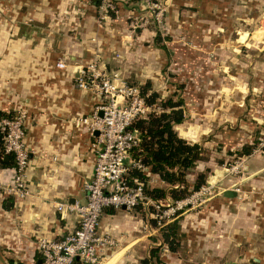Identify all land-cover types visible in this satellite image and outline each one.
Returning a JSON list of instances; mask_svg holds the SVG:
<instances>
[{
    "label": "crops",
    "instance_id": "1",
    "mask_svg": "<svg viewBox=\"0 0 264 264\" xmlns=\"http://www.w3.org/2000/svg\"><path fill=\"white\" fill-rule=\"evenodd\" d=\"M116 2L118 13L100 20L97 7L84 0H0V112L26 111L25 145L29 151L28 197L15 200L0 195V264H40L37 240L63 238L78 224L77 213L61 217L54 208L59 201L85 202L84 184L92 177L95 163L93 136L78 120L90 116L101 98L76 87L78 66L98 59L103 65L127 63L124 70L132 71L130 68L144 63L146 56L155 64L151 57H155L156 48H145V53L141 47L129 51L134 42L125 39L130 36L124 35V22L134 8L128 0ZM161 59H156L157 63ZM58 62L65 68L57 67ZM177 133L202 146L203 158L187 174V181H194L207 169V178H212L206 181L213 184L217 196L202 210L182 217L178 222L183 231L180 237L194 241L201 258L222 256L228 250L224 264L262 263L264 152L244 155L242 175L225 174L220 160L205 157L206 148L221 141H202L204 136L196 132ZM9 168L0 167V180H9ZM146 176L151 186L168 188L150 169ZM225 183L227 186L219 187ZM102 216V231L112 226L117 236L122 234L120 239L137 236L131 231L140 225L137 214L107 208ZM133 254L141 252L134 250Z\"/></svg>",
    "mask_w": 264,
    "mask_h": 264
},
{
    "label": "rangeland",
    "instance_id": "2",
    "mask_svg": "<svg viewBox=\"0 0 264 264\" xmlns=\"http://www.w3.org/2000/svg\"><path fill=\"white\" fill-rule=\"evenodd\" d=\"M128 2L134 8L124 22V35L130 36L125 39L134 42L129 51L141 47L145 53V48H156L155 57L149 56L155 64L149 63L146 56L144 63L130 68L132 71L124 70L127 63L107 64L105 69L118 71L126 85L137 87L140 93L149 83L145 94L157 93L155 105L169 97L182 98L184 121L175 126V130L196 132L204 136L202 141L206 142L221 141L213 148H206L205 157L214 159L215 156L220 160L225 174L242 175V168L235 167L237 161L248 155L241 153L242 148L250 146L249 155H259V142L264 139V0ZM137 30L144 33L140 35ZM157 34L159 44L165 45L167 52L156 46ZM243 35L245 38L240 41ZM156 59L161 62L157 63ZM209 173L208 170L207 177ZM208 184L206 181L203 185ZM225 186L226 183L219 185ZM214 192L212 188L202 194L198 202L193 199L190 209L177 215L175 220L180 223L182 217L208 206L217 197ZM168 202L163 201L159 209H151L152 213L141 207L126 210L131 216L137 214L141 218L140 225L131 230L137 236L130 234L120 239L122 234L117 236L112 226L106 227L105 231L108 230L117 243L101 264H140V256H148L153 247L159 248L163 264H224L230 255L228 250L221 251L225 253L222 256L201 258L196 254L197 244L186 238L180 237L176 250H169L161 236L164 222H170L174 214ZM102 215L99 231H102ZM182 232L179 227L178 233ZM138 237L140 242L136 240ZM134 250H140L141 254H133ZM254 264H264V261Z\"/></svg>",
    "mask_w": 264,
    "mask_h": 264
},
{
    "label": "built area",
    "instance_id": "3",
    "mask_svg": "<svg viewBox=\"0 0 264 264\" xmlns=\"http://www.w3.org/2000/svg\"><path fill=\"white\" fill-rule=\"evenodd\" d=\"M84 1L97 3L100 20L118 13L116 0ZM56 65L65 68L63 62ZM76 72V87L98 94L101 98L100 104L90 116L78 120L93 136V174L84 184L85 202L59 201L54 204L61 217L77 213L78 224L63 238L42 237L37 240L40 264H101L108 251L117 243L108 230L99 231L100 217L105 209L131 210L141 207L153 211L154 208L159 209L163 201H170L167 205L174 214L170 222H164V228L214 187L211 183L202 185L186 197L172 200L153 199L146 193L143 183L137 180L130 183L127 178L130 168L141 170L145 175L149 172V168L139 158L132 157L131 152L138 145L139 136L131 126L138 118L145 117L151 111H160L161 107L147 104L137 87L127 86L118 72L107 71L98 59L79 65ZM26 115V111L20 109L12 115L0 117L2 152L11 155L14 160V165L9 168V180H0V195L12 196L15 200H23L29 195L26 181L29 162V151L25 145ZM258 150L264 152V139L259 142ZM243 165L244 158L237 161L235 167L243 168ZM233 171L231 169L229 172Z\"/></svg>",
    "mask_w": 264,
    "mask_h": 264
},
{
    "label": "trees",
    "instance_id": "4",
    "mask_svg": "<svg viewBox=\"0 0 264 264\" xmlns=\"http://www.w3.org/2000/svg\"><path fill=\"white\" fill-rule=\"evenodd\" d=\"M92 3L97 7L96 2ZM154 41L157 47L167 52L166 46L159 44V34L155 35ZM148 87L149 83L143 86L141 95L144 96L147 104H156L158 98L156 92L145 94ZM182 103V98L174 100L169 97L160 100L158 104L161 107L160 111L149 112L145 117L135 120L131 126L137 130L139 136L138 145L131 152L132 157L139 158L151 173L157 175L168 185V188L151 186L147 176L136 168L129 169L127 178L130 183L134 180L143 183L146 193L153 199H164L167 196L172 200L182 199L192 191L198 190L207 179V169L206 172L197 174L192 182L186 179L187 174L194 170L197 161L201 160L203 155L200 144L188 142L175 130V126L184 121ZM9 115L12 113L0 112V117ZM250 148V146L242 148L241 153H249ZM6 156L9 160L5 159ZM13 165L12 156L4 155L2 152V133L0 132V167H12ZM178 228L179 224L176 219L161 230L162 240L171 251H175L178 245L180 238ZM140 264H163L159 248H151L149 255L140 259Z\"/></svg>",
    "mask_w": 264,
    "mask_h": 264
},
{
    "label": "water",
    "instance_id": "5",
    "mask_svg": "<svg viewBox=\"0 0 264 264\" xmlns=\"http://www.w3.org/2000/svg\"><path fill=\"white\" fill-rule=\"evenodd\" d=\"M96 133H97V132H96ZM5 159H8V157L6 156V157H5ZM227 193H228V192H227ZM227 193H226V194H227ZM7 205H10V202H8V204H7Z\"/></svg>",
    "mask_w": 264,
    "mask_h": 264
}]
</instances>
